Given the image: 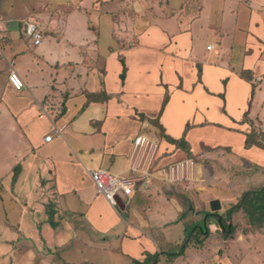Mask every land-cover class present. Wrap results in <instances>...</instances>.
<instances>
[{
	"label": "crops",
	"instance_id": "crops-1",
	"mask_svg": "<svg viewBox=\"0 0 264 264\" xmlns=\"http://www.w3.org/2000/svg\"><path fill=\"white\" fill-rule=\"evenodd\" d=\"M32 7L40 10L32 12ZM25 10L26 18L35 19L42 29L44 40L35 45L22 40L13 23L3 25L0 118L25 130L30 127L25 150L19 153L21 162L10 168L15 172L5 175L14 177V183L0 184L4 189L0 210L11 203L15 208L0 213V264H83L68 258L78 242L88 244L86 238L96 235L95 230L108 233L122 221L118 206L97 193L91 172L128 173L126 153L135 139L129 145L128 139L121 141L126 133L118 129L123 124H135L137 137L147 135L149 129L156 131L154 125L159 123L164 133L175 140L184 137L185 148L194 151L193 145L201 139L209 148L230 147L238 163V182L229 178L222 182L226 195L249 180L252 190L264 187V148L258 151L262 159L258 152L250 155L257 146L246 148V135L241 134L264 132L254 126L264 119V98L261 104L254 99L264 92V0H38ZM11 70L23 78V90L11 86ZM242 71H250L252 80L242 78ZM213 124L222 126V142L199 136ZM71 126L76 148L67 137ZM117 133H122L120 141ZM49 134L52 140L45 141ZM178 148L174 142H164L160 155L161 149ZM40 149L46 160L36 157ZM247 159L259 165L254 167ZM156 180L160 181L154 179L140 188H151V200L165 212L161 191L152 187ZM170 186L166 188H174ZM169 197L180 220L186 210L177 196ZM202 201L200 197L195 204ZM209 201L213 211L209 213L225 208L220 204L213 210ZM206 208L202 210L208 213ZM193 210L190 205L189 211ZM225 210L233 217L229 229L223 228L228 234L243 216L253 224L251 230L238 227L235 235H229L233 239H225L221 264H264V255L259 256L264 254V225L256 229L251 218L256 209L250 212L242 205L235 213L232 208ZM71 220L76 223L70 224ZM84 221L92 226L88 231ZM209 231L207 223L203 235ZM118 238L120 244L114 249H122L124 256L129 249L135 259H143L145 249L154 247H140L126 234ZM236 242H242L239 250ZM58 249L64 251L60 259L55 257Z\"/></svg>",
	"mask_w": 264,
	"mask_h": 264
},
{
	"label": "rangeland",
	"instance_id": "rangeland-1",
	"mask_svg": "<svg viewBox=\"0 0 264 264\" xmlns=\"http://www.w3.org/2000/svg\"><path fill=\"white\" fill-rule=\"evenodd\" d=\"M36 2H38V0H0V22L2 26L6 23H13L14 28L17 30L19 36L25 38L22 40H26V38L28 40H31V38L27 35V26L25 24L28 20L26 17L29 13L27 10H25V7H31V5L35 4ZM29 10L35 12L37 10H40V8L32 7ZM4 73L5 70H2V74ZM260 93H262L261 96H259ZM263 95L264 92H259L258 95H256L254 98L256 102L260 103V99L264 98ZM257 109L258 111H261L260 105L259 107H257ZM260 120H262V123L256 122L254 126H259L264 131V119ZM152 124H154V121L152 122ZM159 125V123L154 125L157 128L156 131L151 129L147 130V135L156 139L160 144H163L164 142H169L172 144V137L164 133L162 125H160V127ZM45 126L50 128L52 127L49 124H45ZM29 127L30 126L27 125L25 130L24 126H20L18 124H15L13 126L10 125L8 121L0 118V184L6 182V186L8 185L7 182H9V185H11V182L14 183V177L13 179L12 177L5 178V175L10 171V168L13 169L16 164L21 162L19 160V153L25 150L24 145L28 142L26 136L28 135L27 130ZM136 127L137 126L132 123L129 125L123 124L120 129H118V131L126 133L125 137L121 138L122 133H117L115 134V136L119 138V141L121 138L122 142L128 139L129 145L130 141L134 140L136 135L139 134V132L137 134L133 132ZM220 127H222L220 124H213L211 125V127L205 128L204 133L200 134L199 136L209 135L213 139H217L219 142H222L225 135L219 134ZM70 128L71 129L67 134L69 136L67 137L76 148L78 144L77 138L70 137L71 135H75L76 133H74L72 126ZM52 133L55 134V131H53ZM256 133V139L258 138L259 140L263 141L264 137L263 135H260V133L263 132H258L257 130ZM241 134L246 135V133L244 132ZM56 143L57 141H55L53 145H55ZM206 146L207 145L205 140L201 139L198 144L193 145V149H195V151L185 147H180L175 152H168V149V151H162L161 149V156L157 161L156 168L168 166L172 163L184 160L186 158L193 159L196 161L197 165L195 171V182L177 187L174 186L173 189L169 190L168 188H166V185L164 183L156 180L152 187H158L161 191L160 198L163 199L164 202L160 203L165 212L159 210L158 205L151 200L149 196L151 188H140L141 190L138 189L137 194L133 198L124 199L126 209H120L118 214V216L121 217V222L116 223V226L112 228L108 233H98L95 230L96 235L93 234L91 238H86L91 244L88 243L82 245L80 242H78V249H76V244V250L74 249L75 251L69 253L68 258L71 261H84L83 264H132V262L136 261L143 263L147 260L149 255L152 256L158 254L159 264H171L170 262L174 261V258H172L170 254L179 252L181 250L182 242L186 238H189L190 242L187 251H185V255L183 257H178L177 259H175V264H221V259H224L222 257H219V254L221 253V251H224V248L226 246L225 239H227L228 237L230 240L233 239V237L229 235H232L233 232L235 235L237 232V230L235 229H237L238 227L242 231L251 230L252 227H250L249 224H251L252 222L250 223L246 216H243V219L234 221L236 223L235 228L233 232H230L228 234L218 223V216H207V214H209V211L213 212L212 210H210L211 208L209 200H211V202L213 203L218 202V204H222V207L224 205L225 208L228 207L229 209H231L236 204L238 205V201H241L244 195L247 192H250L253 188L251 186H248L249 184H251L249 180V183L243 188H239L236 193L231 194L229 191L228 195L224 194V190H222L221 187V184L224 180L229 178V180L231 182H234V184L238 182V163L236 161V155L233 154L230 147L222 145L213 147L210 145L209 148ZM254 146L256 145H253L252 147ZM124 147H126V145ZM245 147L251 148L246 146V142ZM40 150L41 151H38L36 157L39 160H46V154L44 150ZM259 150L261 149H259L258 146L256 148L254 147L250 155L258 152ZM221 151H227L228 154ZM129 152L130 150H128L126 155H129ZM262 158L263 155L258 152V159ZM247 161L251 163V165L253 164L254 167L258 164L257 162L254 163L250 161L249 159H247ZM240 164H243L244 167L243 162ZM246 165L249 166V164ZM11 171L15 172L14 170ZM227 171L228 173H226ZM224 189L226 188L224 187ZM3 191V185H0V196ZM201 192H203L202 196L196 195ZM205 192H207V194H205ZM168 194L171 196H177L183 204L184 210H186L184 213L185 215H181L182 218H179L180 220H178V213H176L174 206L172 205L173 200L170 199ZM208 195L209 197L204 198ZM200 197L203 198V203L196 205L195 203L200 199ZM190 205L194 206L193 211H189ZM204 207H207L206 209L208 213L203 211ZM225 208H221L214 213L218 212L221 217H224L226 224L228 225L229 221H231L233 217L232 215L228 217ZM152 210L156 213L153 214L151 212ZM234 210L235 209H233L234 213L237 212ZM13 211H15V208L13 203H11L9 208H2L0 210V213L5 214L6 212L11 213ZM127 221L128 227H126ZM71 222L76 223V221L72 220L69 223L71 224ZM260 222L255 223L253 227H255L256 229L262 227L264 225V220ZM83 223L85 224L86 231H88L92 227L86 221H84ZM207 223L212 231H209L207 233L208 235H203V232L206 231ZM193 227L196 228L193 230ZM216 228L219 229V231H216ZM125 234L126 237L128 235L129 241L136 242L138 245H140V247H143L146 244L153 245L154 247L151 250L145 249L147 251H145L146 256L144 255L143 259L132 258L134 257L133 252L129 249L128 256H124L122 254V249H114V247H117L120 244L121 239H119L118 236ZM225 234H228V236H225ZM223 238L224 240H222ZM234 244L235 248L238 246L237 250H239L242 242H236ZM234 244L230 245L232 246ZM206 246H208V248H204ZM23 247L25 246L23 245L22 248ZM26 247L29 248V244H27ZM109 247H111V249H109ZM36 249H38V245L35 246V250ZM58 250L57 251L59 254H55L56 259H60L64 252H60L62 249ZM40 251V249L37 250V252L41 253ZM161 255H164V258H162ZM262 255L264 254H259L260 258ZM153 261L150 264L154 263Z\"/></svg>",
	"mask_w": 264,
	"mask_h": 264
},
{
	"label": "built area",
	"instance_id": "built-area-1",
	"mask_svg": "<svg viewBox=\"0 0 264 264\" xmlns=\"http://www.w3.org/2000/svg\"><path fill=\"white\" fill-rule=\"evenodd\" d=\"M25 24L27 35L35 45H39L44 40V33L36 20L31 18ZM4 31L0 22V43L5 38ZM209 48L212 46L210 45ZM9 81L15 90L21 91L25 88V82L16 70L10 71ZM52 138L53 136L49 134L45 137V141H51ZM160 156V144L156 139L146 134L138 135L128 156V173L118 174L107 169L91 172L97 193L118 206L117 198L123 201L126 198H133L140 187L151 185L154 179L163 181L166 186H181L195 182L197 168L195 160L186 158L156 168Z\"/></svg>",
	"mask_w": 264,
	"mask_h": 264
},
{
	"label": "trees",
	"instance_id": "trees-1",
	"mask_svg": "<svg viewBox=\"0 0 264 264\" xmlns=\"http://www.w3.org/2000/svg\"><path fill=\"white\" fill-rule=\"evenodd\" d=\"M201 67L199 68V75L201 76ZM125 74H126V70H124V73L122 74V80H125ZM242 78H245L249 81L252 80V76H251V72L250 71H242L240 73ZM168 101V97H166L164 105H166ZM248 116V113H246V117ZM190 125L187 126L186 131L188 130ZM260 135H263L264 137V132L260 133ZM247 136V140H246V146L247 147H252L253 145H256L258 147H262L264 148V139L263 141L259 140L258 138L256 139L257 133L255 130H253L252 132L246 133ZM185 138H181L179 140H175L171 138V141L176 143V145L178 147H185L186 146V142L184 140ZM244 205L248 211L250 210V212L252 211V208H255V213L256 215H252L251 218L254 220V222L259 223L260 221L264 220V187H262L261 189L258 190H251L250 192H247L244 197L242 198V201H240V203L237 206H234L232 208L231 211H233V209H237L240 208L242 205ZM241 205V206H240ZM230 211V212H231ZM211 215H216L219 217L218 221L220 223V225L224 228V229H229L228 225L226 224L225 218L221 217L218 213H209L207 214V216H211ZM256 217V219H255ZM263 223V222H260ZM196 227H193V230ZM205 232H203L204 234ZM189 238H186L182 244H181V250L179 252L176 253H171L170 256L174 259L178 258V257H183L185 255V251L188 248L189 245ZM154 259V261H153ZM154 262L152 264H158L159 263V257L158 254L152 255V256H148L147 260L145 262H139L136 261L134 262V264H150L151 262Z\"/></svg>",
	"mask_w": 264,
	"mask_h": 264
},
{
	"label": "water",
	"instance_id": "water-1",
	"mask_svg": "<svg viewBox=\"0 0 264 264\" xmlns=\"http://www.w3.org/2000/svg\"><path fill=\"white\" fill-rule=\"evenodd\" d=\"M117 205H118V208L119 209H121V210H124L125 209V203L120 198H117ZM219 208H220V204H218V202L213 203V205H212V209L213 210H217Z\"/></svg>",
	"mask_w": 264,
	"mask_h": 264
}]
</instances>
